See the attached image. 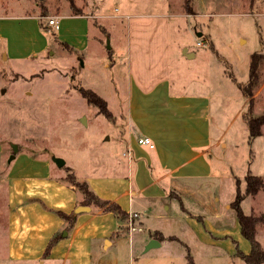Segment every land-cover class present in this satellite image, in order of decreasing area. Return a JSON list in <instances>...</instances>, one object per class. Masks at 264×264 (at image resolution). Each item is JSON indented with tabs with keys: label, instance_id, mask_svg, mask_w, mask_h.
Listing matches in <instances>:
<instances>
[{
	"label": "rangeland",
	"instance_id": "374dc122",
	"mask_svg": "<svg viewBox=\"0 0 264 264\" xmlns=\"http://www.w3.org/2000/svg\"><path fill=\"white\" fill-rule=\"evenodd\" d=\"M45 11L47 16H60L62 28L54 35L40 24L47 23L41 16ZM76 11L89 16L91 22V43L86 51L71 42L85 30V21L71 15ZM129 32L133 48L136 45L133 56ZM95 34L100 36L97 43ZM200 40L202 45L197 43ZM185 49L196 56L187 58ZM256 52L263 57L250 98L239 85L248 84ZM117 62L119 66L114 65ZM150 64L155 71L166 67L174 86L183 91L209 95L210 145L216 146L207 157L214 175L174 189L188 211L180 199L174 201L165 210L171 220L156 225L180 240L171 238L167 247L143 252L141 238L150 231L139 232L142 229L134 220L140 229L131 233L126 218L121 220L122 231L132 234V244L127 239L115 250L110 248L105 260H116L107 264H166L167 260L188 264L187 250L196 264H247L236 253H249L250 242L228 206L236 194V179L241 181L242 191L248 172L264 181V124L252 143L247 124L248 117L264 112V0H0L3 160L8 161L17 144L18 150L63 158L66 166L76 168L81 180L92 171L112 173L116 136L125 122L120 116L115 119L126 113L130 75L138 69L150 71ZM80 86L104 97L114 118H107L89 103ZM4 207L2 183L0 264H23L9 262L7 257ZM242 208L255 218L256 236L264 248V187L246 196ZM189 212L197 217H190ZM163 251L165 257L158 256ZM96 256L94 264H98Z\"/></svg>",
	"mask_w": 264,
	"mask_h": 264
},
{
	"label": "crops",
	"instance_id": "0c3cea01",
	"mask_svg": "<svg viewBox=\"0 0 264 264\" xmlns=\"http://www.w3.org/2000/svg\"><path fill=\"white\" fill-rule=\"evenodd\" d=\"M71 15L85 21V30L78 33V40L71 42L86 51L92 37L89 16ZM93 37L96 43L99 42V35ZM131 38L129 32L128 42L133 56L136 45L133 48ZM186 54L187 58L196 56L189 49ZM161 68L155 71L150 64V71L138 69L130 75L126 113L117 114L115 119L120 116L125 122L124 130L116 136L118 146L112 154V173L92 171L82 177L100 197L117 202L128 213H138L135 224L141 227L139 232L145 228L150 231L148 237L141 238L143 252L153 249L146 251L151 239H158L161 244L155 248L167 247L171 237L180 240L176 234H167L156 225L169 222L171 218L165 210L174 206V201L180 199L182 202L181 194L174 189L179 184L187 188L188 183L209 180L214 175L207 157L210 149L216 146V143L210 145V97L206 93H190L174 86L171 73L166 67ZM117 81L120 82L119 74ZM143 136L150 137L155 147L139 144L138 139ZM3 152L0 144V188L4 183L9 262L94 264L97 255L98 264H107L116 261L105 260L110 248L115 250L127 239L132 244V234L126 233L130 236L126 237L122 231L124 224L115 213L93 205H88L91 207L89 211H76L83 205V196L64 180L66 170L52 158L22 149L13 153L14 158L10 156L4 161ZM70 167L80 178L76 168ZM169 200L173 203L168 204ZM183 209L188 211L185 206ZM57 210L74 214L71 228L66 229ZM188 215L197 217L195 213L189 212ZM151 228H154L153 232ZM60 233L62 237L45 256L50 240ZM165 255L164 251L158 254ZM164 263L170 264L168 260Z\"/></svg>",
	"mask_w": 264,
	"mask_h": 264
},
{
	"label": "trees",
	"instance_id": "16d2710c",
	"mask_svg": "<svg viewBox=\"0 0 264 264\" xmlns=\"http://www.w3.org/2000/svg\"><path fill=\"white\" fill-rule=\"evenodd\" d=\"M75 13L80 14L79 11ZM47 11L42 13V17H46ZM42 21V20H41ZM41 26L49 33L55 34L56 30L47 22H41ZM65 47L69 46L62 43ZM70 50L73 52V48ZM263 54H252V60L250 63V78L246 86L239 85L240 89L246 97H252L254 95L253 88L257 84L259 77V67L261 64ZM79 91L88 100L89 103L98 106L99 112L104 114L107 118H114L112 111L109 109L107 100L99 95L91 88H85L80 86ZM253 99V98H252ZM252 99L250 101H252ZM247 124L249 126V141L253 142L254 138L261 135V127L264 124V112L255 117H248ZM14 152V151H13ZM54 160V158H53ZM66 170L64 180L70 183L75 189L79 190L83 196V205H93L96 208H103L106 211L115 213L121 220L128 219L129 213L125 211L117 202L105 199L97 195L88 185L87 181L77 178L75 172L70 166H62ZM245 190H241V181L236 179V194L232 200L230 207L235 211L239 221L240 230L242 235L250 242V252L245 253L241 250L237 251V255L241 257L247 264H264V248L260 241L257 239L256 221L252 215L246 214L242 208V201L248 195L257 194L263 187L264 181L261 177L248 172L245 175ZM184 208V206H182ZM56 213L65 221L66 229L73 226L74 214L66 213L62 210H57ZM62 237V234L55 235L47 245L45 256L50 252L55 243ZM176 239L175 237H171ZM186 245V244H185ZM186 257L188 258V264H196L190 251H187Z\"/></svg>",
	"mask_w": 264,
	"mask_h": 264
},
{
	"label": "built area",
	"instance_id": "2783aa9c",
	"mask_svg": "<svg viewBox=\"0 0 264 264\" xmlns=\"http://www.w3.org/2000/svg\"><path fill=\"white\" fill-rule=\"evenodd\" d=\"M46 19H47V22L57 31V30H59V28H60V19H59V17L58 16H47V17H45ZM198 43V45H202L203 43H202V41L200 40V41H198L197 42ZM138 143L139 144H142V145H146V146H149L150 148H154L155 147V144H154V142H153V140L150 138V137H148V136H143V137H140L139 139H138ZM138 217V213L137 212H130L129 213V216H128V218H129V224H130V231H131V233L134 231V230H136V229H140V228H137L134 224H133V222H134V220L136 219Z\"/></svg>",
	"mask_w": 264,
	"mask_h": 264
},
{
	"label": "water",
	"instance_id": "95a60500",
	"mask_svg": "<svg viewBox=\"0 0 264 264\" xmlns=\"http://www.w3.org/2000/svg\"><path fill=\"white\" fill-rule=\"evenodd\" d=\"M108 48H110V44L108 43ZM187 49L184 50V52L186 53ZM190 56V54H189ZM13 150L14 152L18 151V146L17 144H14L13 145ZM12 158H14V154L11 156ZM54 161L55 163L58 165V166H63L65 165V160L61 157H54ZM91 209L90 206L88 205H80L76 208V211L77 212H81V211H89ZM66 233V232H64ZM161 244L159 242L158 239H151L148 244L146 245V251L151 249V248H155V247H159Z\"/></svg>",
	"mask_w": 264,
	"mask_h": 264
}]
</instances>
